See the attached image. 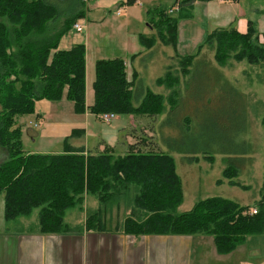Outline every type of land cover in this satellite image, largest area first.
I'll list each match as a JSON object with an SVG mask.
<instances>
[{
	"label": "trees",
	"instance_id": "16d2710c",
	"mask_svg": "<svg viewBox=\"0 0 264 264\" xmlns=\"http://www.w3.org/2000/svg\"><path fill=\"white\" fill-rule=\"evenodd\" d=\"M194 2L174 0L177 13H170L165 8L151 13L149 21L157 32L155 35L140 34V44L149 50L155 46L158 37L175 50L178 20L193 15ZM62 14L66 17L60 22ZM84 15V0H76L70 13L63 10L56 0H0V145L7 151L6 159L0 163L4 219L12 222L23 216L29 217L38 208L36 224L28 232L75 233L76 230L65 221V213L82 201L85 194H89L97 198L100 207L86 219L85 230L109 232L104 209L119 203L121 197L129 201L128 195L133 192V206L123 219L121 228H118L123 234L136 237L213 235L216 249L222 254L232 252L249 235L263 234L264 186L257 207L212 196L198 200L186 212H179L184 201L183 185L171 152L185 155L189 162L198 160V154H203L212 162L215 153L226 156L223 178L230 185L245 189L248 186L237 180L240 172L237 163L247 160L246 156L252 152V143L247 137L248 128L231 129L232 137H225L228 145L221 146L224 142L220 141L215 151L211 150L206 140L191 146L195 142L192 140L193 133L199 131V139L206 134L201 127L198 130L194 112L191 117L182 114V120L175 119V111L179 107L181 111L184 109L176 101L181 92L179 75L169 70L164 77L157 79L159 85L170 88L167 98L162 93L142 88V96L135 104L136 72L129 80L124 59H99L95 64L94 103L87 107L86 46L81 43L69 50L59 49L61 38ZM206 44L214 48L219 63L233 57L264 66V44L259 41L253 21H249L245 32L235 28L216 29L208 35ZM195 59L196 55L179 56L185 79L184 95L190 90L192 73L201 71L212 78V87L201 99L203 105L218 110L229 104L240 109L238 115H244L241 121L245 117L247 119L246 99L239 88L208 61ZM65 89L75 112L82 114L89 111L98 117L103 113L162 115L168 103V115L162 126L184 124L182 133L163 138L167 150H145L132 142L125 154H117L108 146L97 153L86 151L84 147L74 148L69 140L79 134L80 131L75 129L71 136L64 139V152L25 153L17 117L33 113L36 100H61ZM228 94L234 98H229ZM221 95H224L222 100L219 98ZM215 99H219L220 106H214ZM186 110L189 111L187 107ZM225 113L222 116L224 124L228 125ZM238 122V116H235L231 125ZM229 159L231 164H228ZM218 183H222L221 179ZM253 208H257V213L251 212Z\"/></svg>",
	"mask_w": 264,
	"mask_h": 264
},
{
	"label": "rangeland",
	"instance_id": "374dc122",
	"mask_svg": "<svg viewBox=\"0 0 264 264\" xmlns=\"http://www.w3.org/2000/svg\"><path fill=\"white\" fill-rule=\"evenodd\" d=\"M56 1L60 3L61 8L67 11V13H70L76 4V0ZM139 1L141 4L144 2V5L140 10L141 13H135V17H133L138 20L132 18L133 21H131L130 26L124 23H117L123 19L117 17L115 13L116 8L106 11L107 17L102 21V24H99L98 19L101 13L91 12L86 18L81 19L86 23V27H107L114 33L115 31H123V28L135 26V24L139 23V18L143 19L146 16L148 18V10L150 8L158 6V9H162L169 8L171 5V0H153L150 4L146 3L145 0ZM132 5L135 4H127L128 7ZM192 14L191 17H183L178 20V39L175 50L171 45L164 44L157 37L154 46L155 51L146 52L136 62L135 66H137L140 74L138 72V75L136 74L138 82L134 89L133 102L135 104L138 103L139 98L142 96V88L144 91L151 90L156 93H162L167 98L171 92L170 88L159 85L157 79L164 77L171 70L181 77V92H179L176 101L180 106L184 107L183 111L180 110L181 107L175 111L176 121L182 120V114L183 116L191 117L193 115L192 112H194L197 116L196 124L199 126L198 130L201 127L206 134L203 139H199V131L193 133L192 140L194 139L195 142L191 143L192 147L197 146L198 143L200 144V141L206 140L211 145V150L215 151L219 148L217 143H220V141L224 142L221 146L226 147L228 145V140L225 137H232L233 133L231 129L235 128L234 131H238L241 128H248L247 137L252 143V152L246 156L247 160L237 163L240 168L233 163L234 166L240 169L237 180L242 185L248 186L246 189L241 186H232L228 183L227 179L223 178L222 172L227 165L226 156L215 153L214 161L212 162L205 158L203 154H198V160L189 162L183 154L177 152H171V154L175 158L176 169L182 179L183 185L184 201L178 209L179 212H186L198 200L212 196L231 199L241 205L257 207L259 200L262 198V188L264 186V66L262 64L253 65L244 60L238 61L233 57L227 58L224 63H219L215 58L214 48L208 47L206 40L208 35L216 29L235 28L240 31L248 30L249 21H253L255 31L259 35V41L264 44V0H195ZM64 17L66 15L63 16L62 14L60 22H62ZM153 31L151 35L156 34V28ZM84 33L85 31L77 32L72 27L64 36L66 39H71L78 35L83 36ZM115 34L117 35L118 33ZM119 37L121 38V36ZM102 42L104 41H101L99 38L93 39L91 45L94 46L95 50H98L102 47ZM119 43L121 46L123 45V40L118 39V37L117 42L115 40L107 42L109 48H112V50L117 49V51H119ZM178 55H196L195 60L204 59L208 61L213 68L221 72L228 81L238 87L246 99L247 119L245 117V120L241 121L244 115H238L240 109L231 107L229 104L220 107L218 110L215 107L209 108L203 105L201 99L205 96V92L212 87L210 82L212 78L206 77L201 71L192 73V77H190V90L184 95L185 79L181 73ZM228 95L229 98H234L233 95ZM223 97L224 95H221L219 98L222 100ZM218 103L219 99L218 101L216 100L214 106H220ZM186 107L189 111L186 110ZM168 110L169 104L167 103V109L162 115H124L114 113L115 116L111 121L101 119L100 116L102 114L99 117L92 116L89 121L90 136L88 138V146L91 150L109 146L117 149V152H125V147L128 149L127 142L133 141L136 147H142L145 150H167L163 138L179 136L182 133L181 128L184 125L162 126L163 120L168 115ZM222 113H225L228 125L224 124L225 120ZM235 116H238L239 122L233 126L231 125V121ZM212 123H217L218 125L213 126ZM123 139L126 143L122 142ZM37 143L35 147L41 146L40 148H48V150H52L53 148L54 150H59L58 152H62L63 149V142L57 138L50 140L38 139ZM3 149L5 151L4 156ZM6 152V149L0 145V163L6 159ZM228 164L231 163L229 162ZM220 179L222 183H218ZM133 195V192L128 195L129 201L126 200V197H121L119 203L104 209L107 227L112 230L116 229V231H118L119 227L121 228L123 219L128 216L133 206ZM3 202V193H0V233L3 232V228L5 229L6 226L10 229L21 228L23 230H29L35 226L38 208H35L29 217L23 216L16 220L17 222H6L7 224H5L3 222ZM98 207L100 206L97 198L94 195L85 194L82 201H79L66 211L65 221L73 230H76L75 232H83L85 230L86 219ZM196 235L198 234L193 236ZM196 237L194 239L193 262L191 264H203V262L208 264L216 254L214 244L212 243V248H204L205 255L203 256V254H199L196 250L200 244L196 241ZM209 237L212 239L213 235H209ZM246 239L244 250L247 251L250 260L252 256L260 258L264 255V234L249 235Z\"/></svg>",
	"mask_w": 264,
	"mask_h": 264
},
{
	"label": "crops",
	"instance_id": "0c3cea01",
	"mask_svg": "<svg viewBox=\"0 0 264 264\" xmlns=\"http://www.w3.org/2000/svg\"><path fill=\"white\" fill-rule=\"evenodd\" d=\"M152 1L145 0L148 4L152 3ZM173 1L171 0L170 7L165 9L174 14L177 13L178 9L176 8L177 6H173ZM87 2L84 1L85 15L82 18H86L91 12L101 13L98 19L99 24H102V21L107 17L106 11L116 8L117 17L123 19L117 23H124L128 26L131 25L135 13H141L140 10L144 5V2L141 4L139 0H130L129 2L128 0H87ZM132 3L135 5L127 6V4ZM119 10L120 12L118 13ZM158 10V6L150 8L148 10V18L147 16L143 18L144 20L139 18L138 24L130 28H123V31H115L113 33L107 27L90 28L86 27L85 23L83 36L78 35L71 39H66L65 36L61 38L59 49L69 50L74 45L81 43L86 46L87 107L92 106L94 103L93 83L96 78L95 64L97 60L122 58L126 64L128 79H132L134 72L138 75L139 71L137 66H135L136 62L146 52L155 51L154 47L149 50L145 49L140 44L139 35H149L154 32V27L149 21L150 14ZM123 13L125 14L123 15ZM133 19L138 20L137 18ZM79 20L82 19L80 18ZM245 31L247 30H242L241 32ZM115 33L118 34L116 35ZM117 37L123 40L122 46L119 43V51L117 49L112 50L107 44V42L113 40L117 42ZM98 38L104 42H102L101 48L95 50L91 42L93 39L96 40ZM92 116L97 117L89 111L82 114L75 112L74 104L67 99V89H65L63 97L59 101L45 98L36 100L33 113L17 117V125L21 128V140L25 153H61L53 148L48 150V148H40L41 146L35 147L38 144V139L50 140L53 138L63 142L62 152H64V139L71 136L75 129L80 131V134L70 137L69 140L74 148L84 147L86 151L91 153L103 151L106 146L93 150L88 146V138L90 136L89 121ZM122 142L126 143L124 139ZM132 142L128 141L127 144ZM111 148L117 154H125L127 151L126 147L125 152H117V149ZM4 152L3 149V156ZM5 157H7V152ZM3 222L5 224L8 223L5 219H3ZM7 227L3 228V232L0 233V264H191L193 262V247L196 236V241L200 243L196 250L203 256L205 255L204 248H212V243L214 244L217 255L215 254L213 260L208 264H264V255L260 258L252 256L251 260L248 258L247 251L244 250V246H246L244 244L247 239L232 252L222 254L217 251L214 239H210L209 235L204 234L196 236L172 234L142 235L136 237L123 234L120 231H116V229H110L109 232L83 230V232L68 234H40L28 232L21 228L10 229ZM203 264L206 263L203 262Z\"/></svg>",
	"mask_w": 264,
	"mask_h": 264
},
{
	"label": "built area",
	"instance_id": "2783aa9c",
	"mask_svg": "<svg viewBox=\"0 0 264 264\" xmlns=\"http://www.w3.org/2000/svg\"><path fill=\"white\" fill-rule=\"evenodd\" d=\"M84 1H87V0H84ZM178 9V7H176ZM120 12V10L118 11V13ZM73 28L77 31V32H83L85 31V22L82 21V20H77L74 25H73ZM114 113H106V114H102L100 116L101 119L103 120H106V121H111L113 118H114ZM251 212L254 214V213H257V208H253L251 210Z\"/></svg>",
	"mask_w": 264,
	"mask_h": 264
}]
</instances>
